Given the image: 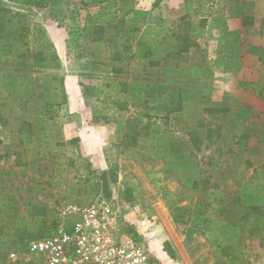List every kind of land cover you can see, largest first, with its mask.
Segmentation results:
<instances>
[{
  "label": "rangeland",
  "instance_id": "1",
  "mask_svg": "<svg viewBox=\"0 0 264 264\" xmlns=\"http://www.w3.org/2000/svg\"><path fill=\"white\" fill-rule=\"evenodd\" d=\"M3 1L0 7L20 14L24 23L25 14L16 10L22 0ZM200 1L202 5L198 2L191 9L201 7V14L192 13L188 20L178 11L183 1H176L168 38L161 35L150 44L151 31L146 30L145 44L124 52L125 44L120 43L116 50L124 54L121 62L112 61L115 42L104 47L106 35L102 33L100 41L92 44V29H80L70 32L65 68L59 59L21 74L25 76L21 89H31L37 96L44 92L58 101L61 92L55 88L61 86L60 80L65 85L61 72L68 67L78 75L74 82L79 90L95 88L96 97L79 96L78 109L66 107L67 103L43 106L46 100H40L26 113L0 86L2 207L13 199L20 209L18 218L27 223L32 220L30 203H38L50 213L43 232L51 234L56 223L64 221V207L91 204L97 197H93L90 184L106 177L110 197L125 205L122 236L144 245L156 264L264 263V232L260 234L254 224L260 213L252 208L259 204L264 208V0H253V9L247 12L254 16L255 25L239 33L230 31L224 24L226 14L218 12L228 0ZM235 4L234 13L247 15L241 11L248 7L246 0ZM141 10L144 12L135 18L144 28L156 14L150 3ZM200 17H207V22ZM3 19L0 11V21ZM134 25L136 22L126 20L123 28ZM28 29L33 50L57 55L43 32ZM187 33L191 44L186 48L183 35ZM96 47L100 50L90 52ZM17 67L16 62L0 65V75H15ZM113 67L120 69L118 75L112 72ZM194 67L202 71L201 78L190 70ZM170 68L176 69L175 76L170 75ZM136 83L145 87L134 86ZM160 85L169 86L164 96L158 92ZM123 88L126 93L121 92ZM171 96L181 100L180 111H167L177 105L168 100ZM72 98L77 99L76 95ZM212 108L228 111L212 114ZM24 121L32 123L33 134L20 132ZM147 124L185 140L171 155H186L193 163L199 182L196 190L188 170L165 168L166 160L151 148L153 139L143 140L147 131L140 134L142 141L136 148L123 147L126 133L133 129L140 133ZM243 133L249 138L242 139ZM190 135L198 138L197 149ZM94 152L101 158H95ZM98 160H107L108 169L97 168ZM237 200L245 203L236 205ZM247 211L253 214L251 221L239 224ZM73 218L66 221L69 226L79 220ZM233 222L239 229L237 240L226 236L224 228ZM167 242L176 259L166 253ZM229 245L235 248L230 257L222 254ZM11 252L0 242V264L8 262Z\"/></svg>",
  "mask_w": 264,
  "mask_h": 264
},
{
  "label": "trees",
  "instance_id": "2",
  "mask_svg": "<svg viewBox=\"0 0 264 264\" xmlns=\"http://www.w3.org/2000/svg\"><path fill=\"white\" fill-rule=\"evenodd\" d=\"M36 7L42 8L45 6L44 1H35L25 0V4H32ZM0 11L4 12V19L0 21V65L8 66L12 63L16 62L17 68L15 75L2 76L0 75V86L4 88V91L7 94V98L16 100L18 102V107L24 110L26 113H29L36 103L40 100L44 101L43 106L48 105H65L67 103V94L65 87L63 86V80H60L61 86L55 89H60L61 97L60 100L55 101L49 99V96H46V93L42 92L38 96L31 89H21L23 85H25V76L21 75L28 72L30 69L43 68L49 64L56 63L59 61V57L55 54H48L43 51H36L31 48V36L32 33L26 27L22 21V16L17 13H13L8 9H4L0 7ZM246 22L250 21L247 18ZM246 25V23H244ZM189 45L186 46V48ZM155 63H152L154 65ZM192 71H197V69H190ZM170 75L175 76L177 71L176 69L170 68ZM53 80L58 81L56 78ZM22 81V82H21ZM141 87H145L144 84H139ZM84 95L86 97H96V94L93 93L95 90L94 87H84ZM169 89L167 85H160L158 87V92L163 95V92ZM126 93V91H123ZM147 92V91H146ZM51 95V94H49ZM168 100H172L176 103L175 107H169L167 109L168 112H176L182 109L181 100L176 99L171 96ZM172 106V105H171ZM228 109H210L212 114H220L226 113ZM103 120H106L103 118ZM96 123L99 122L97 117L95 118ZM32 123L30 121H24L22 124V129L20 132L33 134ZM143 131H147L148 133L143 136L146 140L148 138L153 139L151 141V148L155 150V154L159 157H163L166 160L165 168L167 169H175L177 170L185 168L191 174L192 179V189L196 190L198 188L199 182L195 179L196 172L192 169L194 166L190 159L186 156H178L177 158L172 156V153H176L178 146L183 145L185 140L178 139L169 135L160 129L158 126L153 124H147L145 127L141 128V132H136L133 129L130 133H126L124 135L123 147L124 148H136L141 140V133ZM190 140L193 143L194 149L198 148L199 140L197 137L190 135ZM78 142V139L76 140ZM22 154H18V157H21ZM180 155V154H179ZM107 179L106 177H101L100 181L93 182L90 184L91 188L93 187V197L96 198L101 192L104 191L105 195L110 197L107 189ZM7 205H1L0 201V242H3L6 245V251L8 250H16L20 245H26V243L30 240L36 238H42L51 236L58 226L57 223L53 232L51 234H46L43 232L44 228L50 223V213L45 207H41L38 203H30L31 213L30 216L32 220L30 222L25 223L23 220L18 218L20 209L16 202H13V199L6 201ZM247 202V201H246ZM92 203V202H91ZM245 203V200L236 201V205ZM71 205V204H70ZM77 205V204H72ZM81 206V205H78ZM246 207V206H245ZM249 207V206H248ZM253 210L260 213V217L255 218V226L258 228L260 234L264 232V208L259 205H253ZM252 213L246 212L244 217L239 221V224H248L251 221ZM75 221L76 218H73ZM77 221L73 224L71 223L69 228H71ZM54 223V222H53ZM237 223H229L225 224L224 228L227 230L226 236L232 238L234 240L238 239L239 229H235ZM32 228L34 230H32ZM35 231V233H34ZM166 253L172 258L176 259V255L174 249L172 248L169 242L165 245ZM235 251L232 245L226 246L222 249V254L230 257ZM3 262H5V256L2 257Z\"/></svg>",
  "mask_w": 264,
  "mask_h": 264
},
{
  "label": "crops",
  "instance_id": "3",
  "mask_svg": "<svg viewBox=\"0 0 264 264\" xmlns=\"http://www.w3.org/2000/svg\"><path fill=\"white\" fill-rule=\"evenodd\" d=\"M42 1V0H40ZM44 1V0H43ZM178 1L180 4L181 0H51V3L47 5L48 1H44L45 6L44 8L36 7L33 3L32 4H25V0H22L20 3V8L16 9L17 11H21L24 16V25L30 28L32 31L38 33L39 31L43 32L45 35L46 40H48L56 50L57 55L60 59L61 67L65 68L66 62L68 61V49H69V38L70 32L72 30H88L92 29V44L100 41V34L106 35L104 37V47L109 44L112 45L115 42L114 48V56L112 57V61L114 63L121 62L125 60L123 52L120 50H116L120 43L125 44L123 50L131 51L133 47H137L144 43V33L143 31H151L150 35V44L154 42V40H158L161 35H166L168 38L171 35L173 27H172V19L175 14V3ZM182 7L179 5L178 11L181 12L182 19L188 20L192 13L195 15L201 14L202 8H198L197 6L194 8L195 11L191 9V7L195 4L202 5V1L200 0H182ZM219 1V0H218ZM217 1V2H218ZM239 0H228L225 3V6H222L221 9H218L220 14L225 15V23L229 28L230 31H234L233 33H237L238 31L248 29L249 27H254V16H248L249 10L253 9V0H246V11L242 9V12H246L247 15H240L238 12H233V6L236 5ZM5 4L7 2L3 1ZM150 3L151 9L154 14H156V19H152L149 21L148 26L142 28L138 26V18H135V14L140 15L141 7L143 5L148 6ZM34 5V6H32ZM4 7H7L3 5ZM250 6V7H249ZM9 8V6H8ZM15 9V7H10ZM248 11V12H247ZM166 15V16H164ZM119 18H122L119 20ZM163 18V19H162ZM250 21L246 22L245 19ZM127 21L136 22L137 25L134 27H128L124 29V23ZM200 20L207 22V17H200ZM148 23V20H145ZM246 23V25H244ZM227 30V27L225 28ZM141 30V33H140ZM110 31H114L113 34L108 35ZM166 32V34H165ZM239 33V32H238ZM102 34V35H103ZM108 36V37H107ZM164 36L162 38H164ZM184 40H187L186 46L191 44L189 40V35H183ZM110 38L109 41H107ZM103 39V38H102ZM136 40V43L133 42ZM153 40V41H151ZM189 40V41H188ZM127 42V43H126ZM145 44V43H144ZM108 46V47H109ZM152 46V45H151ZM100 48L96 47V49H91L90 52L95 54V51H99ZM111 49L109 48V51ZM116 50V51H115ZM121 52V53H118ZM90 54L91 56L93 54ZM136 54V53H135ZM123 55V57L121 56ZM157 66V64H154ZM193 69H197L196 74L194 76H198L201 78V70L199 68L194 67ZM74 71H70L67 69L64 72H61V76L65 78V90L67 94V104L66 107H71L73 109H78V98L79 96H83V98H89L84 95V86L83 92L82 89L79 90V86H77L74 82V79H78V75L73 74ZM112 72L115 74L120 73L119 68L112 69ZM139 85L138 83L134 84V86ZM139 87H141L139 85ZM127 92V89L123 88L122 93ZM72 95H76V101L73 100ZM84 137L85 132L82 131ZM242 139H248L249 135L243 133L240 136ZM95 155V158H101V155L98 152L92 153ZM103 155V154H102ZM105 158V156H103ZM97 168L102 171L108 169V162L107 160H98L96 163ZM264 264V263H263Z\"/></svg>",
  "mask_w": 264,
  "mask_h": 264
},
{
  "label": "built area",
  "instance_id": "4",
  "mask_svg": "<svg viewBox=\"0 0 264 264\" xmlns=\"http://www.w3.org/2000/svg\"><path fill=\"white\" fill-rule=\"evenodd\" d=\"M63 223L51 236L30 240L8 256L5 264H156L151 252L122 236L126 209L102 192L89 205H66ZM79 220L68 230L66 221Z\"/></svg>",
  "mask_w": 264,
  "mask_h": 264
}]
</instances>
